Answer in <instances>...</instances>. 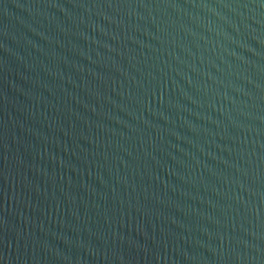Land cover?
I'll use <instances>...</instances> for the list:
<instances>
[{
	"label": "water",
	"instance_id": "obj_1",
	"mask_svg": "<svg viewBox=\"0 0 264 264\" xmlns=\"http://www.w3.org/2000/svg\"><path fill=\"white\" fill-rule=\"evenodd\" d=\"M0 264H264V0H0Z\"/></svg>",
	"mask_w": 264,
	"mask_h": 264
}]
</instances>
